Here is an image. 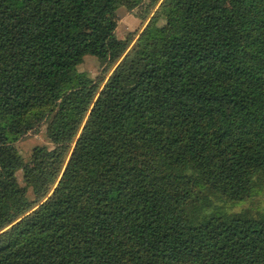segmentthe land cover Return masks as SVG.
<instances>
[{"label": "trees", "instance_id": "trees-1", "mask_svg": "<svg viewBox=\"0 0 264 264\" xmlns=\"http://www.w3.org/2000/svg\"><path fill=\"white\" fill-rule=\"evenodd\" d=\"M141 1L0 0V264H264V211L226 208L264 188V0H163L127 50Z\"/></svg>", "mask_w": 264, "mask_h": 264}, {"label": "rangeland", "instance_id": "rangeland-1", "mask_svg": "<svg viewBox=\"0 0 264 264\" xmlns=\"http://www.w3.org/2000/svg\"><path fill=\"white\" fill-rule=\"evenodd\" d=\"M162 1L163 0H142L138 6L132 9L125 6H119L117 8V24L114 32L120 40H126L128 42L127 50L132 47L140 32L146 27L152 17L157 14L159 5ZM163 23V18H157L155 26H160ZM114 68L115 65L110 66L105 63L103 64L95 56L88 54L83 57L82 62L77 66L78 72L85 74L99 87L104 84ZM50 119L51 118L44 119L13 143L14 147L23 158L24 163H32V156L36 149L54 148L55 142L53 141L49 128ZM64 128L65 123L59 121L58 128L54 134L59 136ZM15 177L18 184L24 187L26 198L30 201L33 200L34 194L28 186L21 168L16 170ZM226 208L230 213L249 212L251 214H256L258 211H264V188L262 187V190L251 200H246L230 207L226 206Z\"/></svg>", "mask_w": 264, "mask_h": 264}]
</instances>
